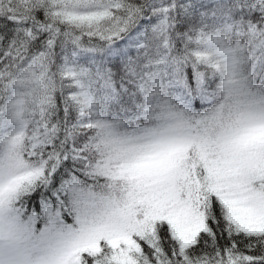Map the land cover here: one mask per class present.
Masks as SVG:
<instances>
[{
  "label": "snow or ice",
  "instance_id": "6c2138e0",
  "mask_svg": "<svg viewBox=\"0 0 264 264\" xmlns=\"http://www.w3.org/2000/svg\"><path fill=\"white\" fill-rule=\"evenodd\" d=\"M0 264H264V0H0Z\"/></svg>",
  "mask_w": 264,
  "mask_h": 264
}]
</instances>
